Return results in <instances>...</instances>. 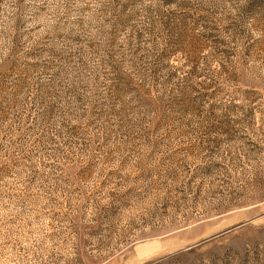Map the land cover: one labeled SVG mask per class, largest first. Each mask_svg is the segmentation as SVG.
Instances as JSON below:
<instances>
[{
	"label": "rangeland",
	"instance_id": "1",
	"mask_svg": "<svg viewBox=\"0 0 264 264\" xmlns=\"http://www.w3.org/2000/svg\"><path fill=\"white\" fill-rule=\"evenodd\" d=\"M0 264H264V0H0Z\"/></svg>",
	"mask_w": 264,
	"mask_h": 264
}]
</instances>
